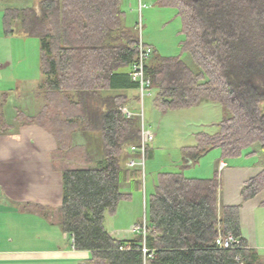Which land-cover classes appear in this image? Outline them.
Masks as SVG:
<instances>
[{
    "label": "trees",
    "instance_id": "trees-1",
    "mask_svg": "<svg viewBox=\"0 0 264 264\" xmlns=\"http://www.w3.org/2000/svg\"><path fill=\"white\" fill-rule=\"evenodd\" d=\"M158 4L177 11L184 39L179 56H161L154 49L146 64L149 90L157 92L154 107L171 111L210 102L230 114L217 124V132H199L196 144L183 148L187 163L214 149L224 161L264 155V0ZM123 6L124 0H41L39 11L5 12L6 35H13L20 21L22 30L40 41L48 102L40 119L56 127L63 158V204L58 210L63 232L76 250L90 253L84 264H264V254L243 234L241 205L219 208L218 177L162 173L148 202L146 237L135 233L132 239H117L107 231L106 216L117 215L120 202L132 200L121 191L122 184L137 182L140 187L143 177L141 170L125 164L130 147L140 142L141 120L123 114L129 97L120 92L139 91L130 72L140 36L124 28ZM184 54L200 73L183 60ZM78 132L101 134V162L94 164L86 146L73 143ZM80 153L84 167L64 165ZM139 173L141 179L134 180ZM263 191L264 171L245 183L244 202ZM229 234L240 245L219 247L218 239Z\"/></svg>",
    "mask_w": 264,
    "mask_h": 264
},
{
    "label": "crops",
    "instance_id": "crops-1",
    "mask_svg": "<svg viewBox=\"0 0 264 264\" xmlns=\"http://www.w3.org/2000/svg\"><path fill=\"white\" fill-rule=\"evenodd\" d=\"M39 2L28 6L0 0V264H84L90 253L76 250L72 237L59 224L63 158L55 138L56 127L46 118L40 119L48 104L41 60L34 65L25 63L29 57L25 47L33 38L22 30L20 21L16 22L13 35L5 33L4 16L8 9L39 11ZM120 93L129 97L131 106L138 102V91ZM229 162L220 156L212 177L206 179L220 180L219 208L241 205L243 234L250 246L262 250L264 191L244 202L242 190L247 181L264 171L263 165ZM132 178L140 180V173ZM134 226L139 223H132L131 229ZM120 230L116 231H124Z\"/></svg>",
    "mask_w": 264,
    "mask_h": 264
},
{
    "label": "rangeland",
    "instance_id": "rangeland-1",
    "mask_svg": "<svg viewBox=\"0 0 264 264\" xmlns=\"http://www.w3.org/2000/svg\"><path fill=\"white\" fill-rule=\"evenodd\" d=\"M39 1L5 0L10 4H27L28 6H34ZM123 9L125 11L124 28L135 30L146 44L156 48L159 55L175 57L182 54L181 43L184 39L181 34L182 20L178 17L176 10L159 5L158 0H124ZM25 50L29 54V57L25 58V63L31 65L40 63L41 50L38 38L30 39ZM182 58L196 73H200V69L189 55L184 54ZM156 93L154 89L147 91L142 105L138 91V102H135L133 106L131 104L126 106L142 115L141 123L146 130L155 134V138L149 145L144 173L141 171L143 175L141 186H136L134 182L123 183L121 191L131 194L132 200L120 202L117 215L106 216L107 231L118 239L138 235L132 234V223L150 224L148 202L151 194L156 191L160 174L182 173L187 178L206 179L212 177L213 166L220 161L221 151L214 149L198 162L187 163L183 148L194 146L195 136L199 132L211 134L217 132V124L230 117L229 112L221 105L210 102L191 109L161 111L154 107ZM74 139L75 144L89 147L86 148L90 151L94 164L104 159L103 139L100 133L78 132ZM84 160L83 153H80L71 163L68 160L64 161V165L84 166ZM228 162L229 164L260 163L264 168V155L260 154L251 159L228 160ZM118 229H124V231L117 232ZM260 252H264V249Z\"/></svg>",
    "mask_w": 264,
    "mask_h": 264
},
{
    "label": "built area",
    "instance_id": "built-area-1",
    "mask_svg": "<svg viewBox=\"0 0 264 264\" xmlns=\"http://www.w3.org/2000/svg\"><path fill=\"white\" fill-rule=\"evenodd\" d=\"M153 54V47L151 45L146 44L142 38L139 40L138 44V58L137 61L134 63L130 76L134 82L139 83L140 88L139 92L141 95V103L143 105V100L146 96V92L149 91L151 87V81L146 77V64L149 61ZM123 114L127 118H135L138 117L141 119L142 115L133 111L131 108L123 107L122 109ZM155 138V134L150 131L146 130L144 124L141 123V138L138 144L132 145L130 147V156L126 161V166L129 169H139L141 171L145 170V158L147 155V151L151 142H153ZM222 168H224V163H222ZM133 233L143 234L146 237L147 228L146 224L144 226H134L132 228ZM217 245L221 248L229 249L234 246L240 245V240L235 238L232 234H229L225 237H220L217 241ZM129 249V248H127ZM145 253H148L147 249H144ZM153 255H150V258Z\"/></svg>",
    "mask_w": 264,
    "mask_h": 264
},
{
    "label": "water",
    "instance_id": "water-1",
    "mask_svg": "<svg viewBox=\"0 0 264 264\" xmlns=\"http://www.w3.org/2000/svg\"><path fill=\"white\" fill-rule=\"evenodd\" d=\"M192 163V162H191Z\"/></svg>",
    "mask_w": 264,
    "mask_h": 264
}]
</instances>
